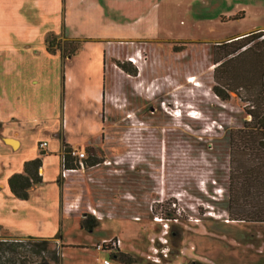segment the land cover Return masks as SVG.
Listing matches in <instances>:
<instances>
[{"label":"rangeland","instance_id":"obj_1","mask_svg":"<svg viewBox=\"0 0 264 264\" xmlns=\"http://www.w3.org/2000/svg\"><path fill=\"white\" fill-rule=\"evenodd\" d=\"M177 1L162 3L160 11L169 12H159L163 22L153 28L152 37L171 39L169 47L158 39L121 34L104 48L82 41L74 54L88 62L86 81L106 87L100 110L105 109V129L112 137L106 146L85 148L90 127L80 115L79 133L70 132L73 145L85 148L79 151L85 160L92 152L102 161L106 153L121 159L115 178H99L97 186L116 197L131 192L135 199L108 205L111 213L91 231L79 227L80 214L62 218L60 240L52 241L60 251L59 264H103L104 259L109 264H264V223L233 221L227 212L228 133L249 118L234 93L221 100L213 91L225 92L212 80L211 62L213 40L228 27L214 22L207 4L181 0L176 7ZM65 40L60 38L67 47ZM104 53L112 58L108 64L113 62L107 71ZM115 60L131 61L138 73H126ZM59 86L64 101L63 81ZM66 98L69 108L81 112L84 101L76 93L67 91ZM67 176L72 185L84 181L78 170ZM89 201L85 197L80 208ZM45 216L42 221L50 223ZM111 238L119 239L117 249L98 248Z\"/></svg>","mask_w":264,"mask_h":264},{"label":"crops","instance_id":"obj_2","mask_svg":"<svg viewBox=\"0 0 264 264\" xmlns=\"http://www.w3.org/2000/svg\"><path fill=\"white\" fill-rule=\"evenodd\" d=\"M164 1L172 3V0H0V237L53 238L60 231L62 218L80 214L81 228L83 214H92L99 221L111 213L107 208L111 203H131L135 199L131 192L116 197L97 186L99 178L113 180L120 165L121 159H110L107 153L95 165L61 168L63 144L82 151L88 146H106L107 137L112 134L105 129V109L104 113L100 110V99L103 95V100L107 97L106 87L101 89L97 79L86 81L89 65L83 55L64 59L58 51H47L46 40L54 35L62 40L95 41L104 48L121 34L146 41L158 39L152 37L153 28L163 22L159 12L163 15L169 12L165 7L160 11ZM199 2L213 10L214 22L228 27L213 40V45L264 32V0ZM158 41L169 47L171 39ZM107 59L112 60L104 53L105 70L113 64H108ZM213 66L212 60V69ZM67 91L84 101L81 112L75 113L76 107H68ZM68 108L71 115L67 114ZM80 115L86 116L90 127L83 137L84 149L73 145L75 138L70 134L81 129V119H77ZM98 115L101 120L95 121L94 116ZM42 141L46 145L40 148ZM36 157L41 159L38 169L41 181L28 189L27 199L17 198L10 191L8 178L22 173L24 163ZM72 170L83 174L82 184L69 183L67 175ZM85 197L90 201L82 209ZM41 215H47L45 219L50 223H44ZM40 226L50 231L41 233Z\"/></svg>","mask_w":264,"mask_h":264},{"label":"trees","instance_id":"obj_3","mask_svg":"<svg viewBox=\"0 0 264 264\" xmlns=\"http://www.w3.org/2000/svg\"><path fill=\"white\" fill-rule=\"evenodd\" d=\"M67 39L65 41L70 43L66 42L69 44L66 47L61 45L60 38L48 36L47 51H58L64 59L74 55L84 40ZM212 60V80L225 90L213 88L215 95L227 100L229 93H234L244 102L243 111L249 116L240 127L231 128L228 133V216L233 221L264 223V32L214 44ZM115 63L128 74H137V67L131 61L115 60ZM72 149L63 144V169L76 168ZM101 161L92 152L84 165ZM40 165V157L28 160L22 173H14L8 178L15 197L28 198V189L41 181ZM80 226L92 230L97 226V219L85 213ZM59 237L58 233L53 238L0 237V264H59L60 251L52 242ZM112 256L116 258L117 254L114 252Z\"/></svg>","mask_w":264,"mask_h":264},{"label":"built area","instance_id":"obj_4","mask_svg":"<svg viewBox=\"0 0 264 264\" xmlns=\"http://www.w3.org/2000/svg\"><path fill=\"white\" fill-rule=\"evenodd\" d=\"M46 145V142L42 141L39 143V146L41 148H43ZM71 155L75 158V163H76V168H83L84 167V163H83V158L85 157V153L84 152H79L77 150L72 149L71 150ZM65 157L63 155V153H61V168L63 169L64 164H65ZM120 246V241L117 238H111V239H104L99 245L98 248L99 249H103L102 247H106L107 250H113L115 248H118ZM154 261H159V260H155ZM103 264H109V261L107 259L103 260Z\"/></svg>","mask_w":264,"mask_h":264}]
</instances>
